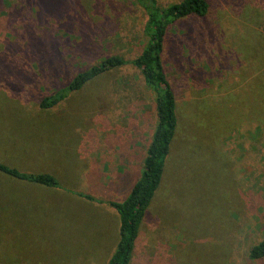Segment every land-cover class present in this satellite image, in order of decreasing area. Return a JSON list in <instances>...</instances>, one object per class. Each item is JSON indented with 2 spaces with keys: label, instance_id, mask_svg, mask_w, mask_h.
I'll return each mask as SVG.
<instances>
[{
  "label": "rangeland",
  "instance_id": "374dc122",
  "mask_svg": "<svg viewBox=\"0 0 264 264\" xmlns=\"http://www.w3.org/2000/svg\"><path fill=\"white\" fill-rule=\"evenodd\" d=\"M206 1L205 17L165 38L179 126L131 264H264L251 257L264 240V0ZM145 20L136 0H0V161L60 182L38 191L0 174V264L39 247L59 263L116 253L111 203L143 174L158 122L151 87L126 66L51 109L39 101L107 57H138Z\"/></svg>",
  "mask_w": 264,
  "mask_h": 264
},
{
  "label": "trees",
  "instance_id": "16d2710c",
  "mask_svg": "<svg viewBox=\"0 0 264 264\" xmlns=\"http://www.w3.org/2000/svg\"><path fill=\"white\" fill-rule=\"evenodd\" d=\"M136 2L146 14L142 30L146 43L141 54L131 60L119 55L107 57L89 70L76 75L67 86L39 101L41 109H51L64 101L70 93L81 90L97 77L126 66L138 69L145 83L153 91L158 122L147 150L143 174L125 202L111 203L120 214L121 237L118 249L109 264H130L142 223L162 183L166 162L177 134L179 116L176 95L165 73L163 62L168 29L175 22L190 16L205 17L209 11L206 0H184L166 9L159 7L156 0H136ZM50 69L48 68V76L52 78L56 74L54 75ZM21 79L25 80L23 77ZM10 84L16 87L15 83ZM0 173L31 184L50 188L60 187V182L54 175L23 172L1 161ZM87 198L92 199L89 196ZM251 257L264 258V240L252 250Z\"/></svg>",
  "mask_w": 264,
  "mask_h": 264
},
{
  "label": "crops",
  "instance_id": "0c3cea01",
  "mask_svg": "<svg viewBox=\"0 0 264 264\" xmlns=\"http://www.w3.org/2000/svg\"><path fill=\"white\" fill-rule=\"evenodd\" d=\"M34 174H51V173L50 172H42V173H34ZM1 175H3V174H1ZM51 175H53V174H51ZM3 176H5V175H3ZM21 182H23V181H21ZM102 182H104V184H105V181H102ZM24 183H27V182H24ZM28 184H30V186H33L34 190H38V191L43 190V191H49V192L54 191L50 187L31 184V183H28ZM40 248L41 247L36 248V249H32L30 252L26 253L25 259H22L21 262L14 263V264H99V263L100 264H109L110 259L113 255V251H114V249L110 247V250L107 249L108 253L106 254V256H103L104 252L103 253L102 252L94 253V250H91L88 253H86L84 256V257H88V258L84 259L83 262H80V263L78 262V260L76 261L74 259V256L68 254V255H65V260L63 262L59 263L60 262L59 260L62 257H55V255L52 253V250H53L52 248H45V247H43L41 249Z\"/></svg>",
  "mask_w": 264,
  "mask_h": 264
}]
</instances>
